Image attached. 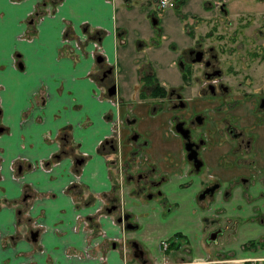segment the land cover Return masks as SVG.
Instances as JSON below:
<instances>
[{
  "label": "crops",
  "instance_id": "0c3cea01",
  "mask_svg": "<svg viewBox=\"0 0 264 264\" xmlns=\"http://www.w3.org/2000/svg\"><path fill=\"white\" fill-rule=\"evenodd\" d=\"M194 1L188 0L185 7H194ZM156 2L0 0V264L139 263L127 251L132 240L143 248L141 256L133 254L141 264H248L254 258L264 264V112L242 117L251 135L242 159L223 135L209 134L204 168L220 175L228 191L205 198L202 203L210 208L200 210L195 199L199 186L189 185L194 187L191 209L182 218L176 195L189 186L181 183L185 176L177 179L176 174L188 165L181 139L177 134L169 137L163 103L141 99L135 89L129 96L120 92L119 74L122 87H137L150 65L163 83L162 68L174 71L178 45L183 50L197 36L181 43L182 26L168 23L174 17L172 7L162 10ZM220 3H227L228 24L217 17L215 23L199 27L216 48H236L237 42L229 40L237 20H253L254 33L264 28V0L251 2L256 10L244 14L231 12L229 0ZM244 4L243 9L248 6ZM70 35L83 36L82 47L71 45ZM158 37L164 40L161 48L160 42H153ZM93 38L107 59L89 53ZM138 56L147 62H137ZM112 83L119 102L110 106L99 95ZM113 125L123 128L124 140L133 129L142 138L121 145L122 152L108 149L101 141ZM141 150L142 164L154 168L151 178L159 181L164 194L147 198L143 188L148 185L138 190L127 185L120 197L115 167ZM42 160L48 164L40 165ZM112 203L116 207L108 209ZM101 204L107 212L99 210ZM120 212L130 214L136 225L127 229L126 221L115 224L110 216ZM207 215L206 223L213 220L223 227L216 241H203L210 226H199ZM164 237L172 240L167 248H159ZM86 241L94 245L88 247V256L81 255ZM100 254L105 259L97 258Z\"/></svg>",
  "mask_w": 264,
  "mask_h": 264
},
{
  "label": "flooded vegetation",
  "instance_id": "af4514ba",
  "mask_svg": "<svg viewBox=\"0 0 264 264\" xmlns=\"http://www.w3.org/2000/svg\"><path fill=\"white\" fill-rule=\"evenodd\" d=\"M210 3L211 5L207 6L208 9L213 10V13L207 14V20L202 18L197 20L201 22L199 27H206L211 18H217L229 13L226 4H221L220 2L217 4L212 1ZM156 4H160L159 0H157ZM247 7L253 11L257 8L254 4H250ZM151 19L156 20V15L152 14ZM225 21L228 24L229 21ZM260 24L264 26V21H261ZM183 25L186 27L187 35L192 38L194 35L193 29L188 27V23ZM183 25L180 26L183 28ZM252 26L253 20L244 22L237 20L236 27L232 30L229 40L231 43H233L232 41L237 42L236 48L234 46L230 48L221 46V48L217 47L219 48L217 49L213 46L210 38L207 39L204 36L199 38V35H197L189 45L179 52L180 54L176 59L174 71L179 75L177 84L166 85L163 83L164 94L161 93L160 89H157L158 92L156 93L153 92L155 88H158L154 81L146 83L142 80L140 85H138L139 87L137 86L135 89V93H140V97L143 95V98H150L153 103L158 100L163 103L166 110L169 137L175 136V134L180 137L184 159L188 163L186 167L176 172V174L179 177L185 176V178L183 177L184 180L181 179V183L185 186L193 185L192 181L198 184L199 189L195 199L201 208L207 207L202 203L205 198L211 197V199H214L216 194L223 196L228 191V184L226 187L222 186L220 175L212 174L206 168L203 169L206 171L203 175H198L201 172V168L205 166L203 151L209 146V134L223 135L224 141L228 145L232 144L234 146L232 148L238 150V156L242 159L244 151H248L250 147L251 138L250 134L247 135L248 126L245 123H241L243 121L242 117L246 115H259L258 117H260L262 112H264V28L257 27V29H254V31L256 30V33H254ZM230 30L231 28L228 29V31ZM181 32V35L185 34L183 31ZM163 43L164 40L161 38V46ZM97 56H100L101 60L106 59L103 54H97ZM106 68L104 67L103 70L105 73L108 71V68ZM143 71L145 73L151 72V65L147 67V70L144 69ZM163 73L165 76L170 74L164 70ZM106 90L107 88L104 87L99 97L103 99L102 96L104 94L107 98H112L108 99L110 106L113 105V102H119V99L114 98L117 92L109 94ZM260 122V120L257 121V123ZM122 130L123 128L118 126L117 129L111 132L110 127L111 133L104 136L101 145H106L108 149L117 152L121 151V145H124V143L131 144L134 140L138 141L140 138V134L133 129L127 131L124 140L121 136ZM141 155H143L142 150L135 156H128L127 162L119 166L121 179L124 180V177L128 179L131 188L135 190L142 188L143 185H148L146 189L145 186L143 188L147 198H153L155 194L163 195L164 191L159 185V181L153 177L151 178L154 168L151 167V170L145 168L142 164ZM250 161L249 163H251ZM116 164L114 162V165ZM197 164L198 167L196 168L195 165ZM172 176L174 175L171 174V180ZM115 178L118 180V176ZM187 181H189L188 184ZM205 188H213V190L211 193L206 192L203 197H200L199 194ZM200 203H202V206H200ZM108 207L114 209L116 204L112 203ZM107 208L106 210L108 211ZM123 213L125 212L117 213L115 217L117 223L123 221L133 222L130 214L127 215L126 219L123 217ZM86 216L83 215V219L88 222V215ZM119 217H121V220H119ZM203 219L208 220V215L204 216ZM210 222L214 224L212 223L213 221ZM37 223L33 221L32 225L39 228L40 224L37 225ZM214 225L216 227L209 230L208 237L212 231L218 229L217 239L223 232V227L220 224L217 225V223ZM92 231L90 227L88 232L92 233ZM134 242L137 241L132 240L131 242L133 254L134 249H136ZM85 243L86 246L82 248L85 252L81 255L88 256V247L93 249L94 245L90 241ZM137 245L143 250L138 242ZM72 251H68V256L72 255ZM142 254L143 251L139 255L141 256ZM99 257L105 259L103 254L97 255V258Z\"/></svg>",
  "mask_w": 264,
  "mask_h": 264
},
{
  "label": "rangeland",
  "instance_id": "374dc122",
  "mask_svg": "<svg viewBox=\"0 0 264 264\" xmlns=\"http://www.w3.org/2000/svg\"><path fill=\"white\" fill-rule=\"evenodd\" d=\"M173 2H174V4L178 7V8H172V11L174 12V14L172 15V16H174L173 17V19H170V20H168V23H170V22H172V25H175L174 26V28H180L181 26L180 25H183V24H185V23H188V27H191L192 29H193V31H194V34H196V35H199V38H203V36H201L200 35V33H202V28L200 29L199 28V26L201 25V22H199V21H197V20H201V18L202 19H205V20H207V14H211V13H213V10H210V9H208V6L207 5H209V4H207V1L206 0H199V2H198V0H195L194 1V4H195V6L193 7V6H190L189 4V6L188 7H185V5H186V3L188 2V0H172ZM257 0H229V8H230V11L231 12H233V11H237V12H239V13H248V12H253V10H251V9H249L248 7H244V9L242 8V6H246L245 4H244V2L249 6L250 5V3L251 2H256ZM193 4V5H194ZM226 6H227V3H226ZM171 10V9H170ZM169 10V11H170ZM202 15H204V16H202ZM220 18H223V20H227V16L226 15H221V16H219L218 17V19H220ZM217 18H215V20H218ZM210 22L207 24V26L208 25H210L211 23H215V21L213 20V18H211L210 20H209ZM161 22H162V20H161ZM206 26V27H207ZM186 27H185V25H183V29H182V31L185 33V34H183V35H180L179 36V38H178V40H180V41H182L181 43H183L184 42V40H187V38H188V35H187V32H186V29H185ZM66 29V28H65ZM65 29H64V34L66 33V31H65ZM175 31V30H174ZM172 35L174 34V33H171ZM85 35V34H84ZM71 37H73L72 35H70ZM62 38H63V36H62ZM74 38V37H73ZM84 38H83V36H80V37H76V38H74V41H72V44L71 45H73L74 44V42H76L77 44H79V46L80 47H82V41H84L83 40ZM93 41H91V48L88 50L89 51V53L91 54V55H93V56H95V55H97V54H103L105 57H106V59L108 58V56H107V54H106V51H104V49H102V48H100V47H98V43H96L95 42V39H92ZM153 42H154V45H159L158 43L160 42V48H161V38L160 37H158V38H155L154 40H153ZM157 43V44H156ZM76 44V45H77ZM132 45H135V44H133L132 43ZM162 45H164V43L162 44ZM78 46V45H77ZM177 50H179V52H180V50H181V47H180V45H178V47H177ZM148 56V55H147ZM146 56V57H147ZM137 59H138V61L137 62H142V61H146L148 58H145V57H142V56H138L137 57ZM118 62H119V64H117L118 66H120L118 69H119V72L120 73H122L123 74V65H122V63L123 62H121L120 60H118ZM147 62V61H146ZM226 63V62H225ZM122 65V66H121ZM152 65H153V63H152ZM164 67H166V65H164ZM138 68H139V66H138ZM163 68H162V73H163ZM166 72V71H165ZM166 73H170L169 74V76H165L164 75V73H163V83L164 84H166V85H169V84H173V83H178V80H179V75L175 72V71H172V72H166ZM156 74L158 75L159 73H158V71L156 72ZM116 75H118V73L116 74ZM122 76L119 74L118 75V77H117V81L119 82V85H120V87H121V89H120V92L123 94V95H125V96H129V93L131 92V90L132 89H136V87L135 86H133V83L131 84H129L128 86H121V83H122V78H121ZM158 80V79H157ZM140 81H142V79L140 78L139 79V82ZM163 83H161V84H163ZM160 84V83H159ZM123 90H125L126 91V93L123 91ZM138 94H140V93H138ZM124 96V98H126ZM142 97H140L141 99H143V95H141ZM103 99H106V100H108V99H112V98H107L104 94H103ZM116 98V97H115ZM123 98V99H124ZM150 98H147V100H149ZM113 102V101H112ZM116 103L115 102H113V105H115ZM241 123H245L246 124V122L245 121H241ZM247 125V124H246ZM248 126V125H247ZM140 136V138L139 139H141L142 138V136L141 135H139ZM174 136V135H173ZM144 138V137H143ZM123 150H121V152H122ZM143 151V150H142ZM111 157H113V158H115V156H112L111 155ZM113 158H111V159H113ZM117 158H120V156L119 157H117ZM116 159V158H115ZM118 160V159H117ZM120 162V161H119ZM118 161L116 162V163H119ZM43 164H48V163H45L44 162V160H42L41 162H40V165H42L43 166ZM117 165V164H116ZM203 169H205V168H201V172L198 174L199 176H201V175H203L206 171H204ZM121 172V169H120V167L118 166V167H115V176H118V180L116 179V182H117V185L118 186H120L119 187V191H118V195L120 196V197H122V195H123V190L125 189V188H127V185H131L130 184V182L128 181V179H125V177H124V180H122L121 179V175L119 174ZM178 178H181V177H177V179ZM182 180H184V179H182ZM173 183H175V181H173ZM189 183V181H187V184ZM192 183L195 185L196 183L194 182V181H192ZM172 184V183H171ZM174 186H173V184H172V188H173ZM131 188V187H130ZM194 189V187H184L183 189H181V191L176 195V197L177 196H179V198H180V208H181V216H182V218H185V217H187V215H188V212H189V210L191 209L190 208V205H189V203H190V198H191V194H192V190ZM172 193H173V190H172ZM160 195H157V194H155V195H153V197L154 198H158ZM172 196H173V194H172ZM75 198V200H76V197H74ZM76 202H78V200H76ZM103 204H101L100 205V207H99V210L102 212V213H104V212H107V210H106V207L105 206H102ZM207 207H209V206H207ZM210 208V207H209ZM200 210H202V208L200 207ZM209 211L211 212V210L209 209ZM216 214H218L217 212H212V216L213 217H215V216H217ZM111 218H112V221L115 223V224H117V222H116V219H115V216L114 215H111L110 216ZM211 221H213V220H211ZM118 224H120V223H118ZM201 226H199V227H201V229L202 228H204V226L205 225H207V226H210V228L208 229V230H206L205 231V234H204V237H203V241H207V242H210L209 241V239H208V234H209V230H212L213 228H215L216 227V225H214V224H209V222H207L206 223V220H204V219H201V224H200ZM217 225H219L218 223H217ZM36 226V225H35ZM100 232L102 233V234H105V231L103 230V232H102V228H100ZM162 239H166V240H168V239H170V237H164V238H161V239H159V242L162 240ZM177 239H179V237L177 238ZM170 240H172V239H170ZM173 240H174V238H173ZM186 240H188V238H186ZM118 242V241H117ZM116 242V243H117ZM158 242V243H159ZM169 242V241H168ZM212 242V241H211ZM118 245V244H117ZM119 248L121 249L120 251L122 252L123 250H124V248H123V246H122V244H120L119 243ZM127 248H128V254L129 255H131L132 257H133V259L136 261V262H139V263H132V262H134V261H131V262H124V264H141V259H139V258H137V259H135V257H134V255H133V252H132V249H133V247L131 246V244L129 245H127ZM164 248V247H163ZM128 261H130V259H127Z\"/></svg>",
  "mask_w": 264,
  "mask_h": 264
},
{
  "label": "water",
  "instance_id": "95a60500",
  "mask_svg": "<svg viewBox=\"0 0 264 264\" xmlns=\"http://www.w3.org/2000/svg\"><path fill=\"white\" fill-rule=\"evenodd\" d=\"M97 60H101V57L100 56H97ZM108 88V90H107V92L109 93V94H111L112 92H115L116 91V89H117V87L115 86V83H112L110 86H108L107 87ZM196 159V158H195ZM196 166V168L198 167V164L197 165H195ZM212 190H213V188H205L204 190H202V192L199 194L200 195V197H203L204 196V194L206 193V192H212ZM108 209H110V207H108ZM123 217H125L126 219H127V214L126 213H124L123 214ZM120 218V217H119ZM126 223V225H125V227H127V229H129V228H132V227H134L135 225H136V223H134V222H131V221H127V222H125ZM33 231H31V236L32 237H34L35 236V233L36 232H33ZM134 246L136 247V249H134V254H136V255H138V254H141V250L142 249H140L139 247H138V245H137V242H134Z\"/></svg>",
  "mask_w": 264,
  "mask_h": 264
},
{
  "label": "bare ground",
  "instance_id": "6f19581e",
  "mask_svg": "<svg viewBox=\"0 0 264 264\" xmlns=\"http://www.w3.org/2000/svg\"><path fill=\"white\" fill-rule=\"evenodd\" d=\"M169 0H159V3H160V5L161 4H165L166 2H168ZM209 1H212V2H215V3H219V2H221V0H209ZM99 47V46H98ZM100 48H102V46L100 47ZM103 49V48H102ZM20 66H23L22 64H20ZM117 127L118 126H115V125H113V126H111V132L112 131H114L115 129H117ZM115 128V129H114ZM114 129V130H113ZM110 132V133H111ZM119 220H121V217L119 218ZM218 234V229H216V230H214V231H212V233H211V235L208 237V239L209 240H214L215 241V239H216V235ZM167 245H169V242H168V240H166V239H162L161 241H160V243H159V248H163L164 246L166 247ZM255 259V258H254ZM254 259H251L249 262H248V264H261V262H262V258H260L259 260H254Z\"/></svg>",
  "mask_w": 264,
  "mask_h": 264
},
{
  "label": "trees",
  "instance_id": "16d2710c",
  "mask_svg": "<svg viewBox=\"0 0 264 264\" xmlns=\"http://www.w3.org/2000/svg\"><path fill=\"white\" fill-rule=\"evenodd\" d=\"M141 79L144 80V82L148 83V82H155V84L158 85V88H155L153 90L154 93L158 92L157 89H160L161 93L164 94V85L159 84L157 78H156V74L154 72H147V73H143V75L141 76Z\"/></svg>",
  "mask_w": 264,
  "mask_h": 264
},
{
  "label": "built area",
  "instance_id": "2783aa9c",
  "mask_svg": "<svg viewBox=\"0 0 264 264\" xmlns=\"http://www.w3.org/2000/svg\"><path fill=\"white\" fill-rule=\"evenodd\" d=\"M174 4V2L172 0H169L168 2H166L165 4H158L159 8L160 9H166V8H169L170 6H172ZM64 38V37H63ZM96 43H98L97 40H95ZM99 47H100V44L98 43L97 44ZM44 165V164H43Z\"/></svg>",
  "mask_w": 264,
  "mask_h": 264
}]
</instances>
